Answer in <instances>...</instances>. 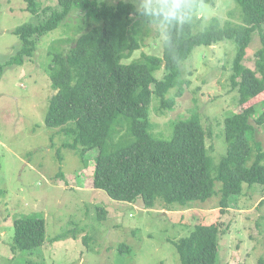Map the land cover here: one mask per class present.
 Here are the masks:
<instances>
[{
    "label": "trees",
    "instance_id": "16d2710c",
    "mask_svg": "<svg viewBox=\"0 0 264 264\" xmlns=\"http://www.w3.org/2000/svg\"><path fill=\"white\" fill-rule=\"evenodd\" d=\"M24 1L27 12L40 15L41 0ZM216 1L183 0L178 18L165 21L143 15V8L122 1L107 5L98 4V0H58L56 9L42 10L44 14L52 10L45 21L24 24L13 32L22 46L0 64V79L7 68L23 66L32 59L39 41L79 12L87 31L67 51L53 48L47 73L55 93L46 127L65 135L62 149L73 150L85 167L90 157L94 158L93 188L115 201H140L145 210L159 205L187 208L211 199L216 183H220L217 194L224 213L246 187L264 186V148L255 139L253 147L250 144L255 131L251 121L264 127V101L261 111L252 103L264 99V0H234L240 8L238 21L221 22L214 17L203 25L198 13L204 6L216 8ZM154 25L163 27V58L143 54L135 59L134 53L143 48ZM255 36L261 47L252 69L245 60ZM228 41L236 46L230 80L242 110L224 121L227 150L216 166L208 153L207 130L196 111L174 122L171 138L164 139L152 133L151 106L156 98L162 107L173 109L175 98L182 97L185 86L190 85L182 78V64L195 48ZM162 69L166 73L159 80L156 73ZM174 89L175 95L167 99ZM98 213L99 219L106 217L105 211L98 209ZM14 228V254L34 253L45 245V219L37 215L20 218ZM76 231H66L51 242L75 238ZM221 232L220 223L198 225L187 237L174 242L181 264H219Z\"/></svg>",
    "mask_w": 264,
    "mask_h": 264
},
{
    "label": "rangeland",
    "instance_id": "374dc122",
    "mask_svg": "<svg viewBox=\"0 0 264 264\" xmlns=\"http://www.w3.org/2000/svg\"><path fill=\"white\" fill-rule=\"evenodd\" d=\"M98 1L107 5L122 1L138 9L145 3ZM216 2V8L204 6L198 13L203 25L214 17L221 22L238 21L240 8L234 0ZM40 5V15H32L26 11L24 0H0V64H5L22 46L13 32L24 24L45 21L52 10H47V14L42 10L56 9L58 0H41ZM81 16L79 12L72 13L62 26L39 41L32 59L23 66L7 68L0 79V264H181L174 242L187 237L198 225L216 223L222 229L219 264H260L264 260V186L246 187L224 213L221 195L217 194L220 183H216V194L204 203L167 209L159 205L145 210L140 201L118 202L94 189V158L90 157L89 166L85 167L73 150L62 149L65 135L57 128L46 127L45 118L55 93L47 73L53 48L67 51L87 31ZM163 40V27L152 26L143 48L133 57L140 59L146 54L163 58ZM260 47L255 36L245 60L252 69ZM235 55L236 46L230 41L195 48L181 66L182 78L190 85L185 86L182 97L175 98L173 109L162 107L154 99L152 133L170 139L173 123L196 111L207 130L208 153L217 166L227 150L224 121L229 114L242 110L230 80ZM165 73L162 69L156 77L162 80ZM175 93L176 89L172 90L167 99ZM263 101L258 98L252 103L261 111ZM251 123L255 129L250 135L251 146L255 139L264 148V127L254 119ZM98 209L106 212L103 220L99 219ZM33 215L45 219V245L34 253L14 254V223ZM70 230H77L75 238L51 242Z\"/></svg>",
    "mask_w": 264,
    "mask_h": 264
},
{
    "label": "clouds",
    "instance_id": "9594fccd",
    "mask_svg": "<svg viewBox=\"0 0 264 264\" xmlns=\"http://www.w3.org/2000/svg\"><path fill=\"white\" fill-rule=\"evenodd\" d=\"M143 15L162 17L165 21L177 19L183 11V0H162L157 4L155 0H145L142 5Z\"/></svg>",
    "mask_w": 264,
    "mask_h": 264
}]
</instances>
